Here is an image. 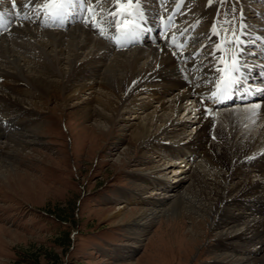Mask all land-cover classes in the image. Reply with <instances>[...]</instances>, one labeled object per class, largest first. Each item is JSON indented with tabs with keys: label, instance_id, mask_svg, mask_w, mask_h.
<instances>
[{
	"label": "bare ground",
	"instance_id": "obj_1",
	"mask_svg": "<svg viewBox=\"0 0 264 264\" xmlns=\"http://www.w3.org/2000/svg\"><path fill=\"white\" fill-rule=\"evenodd\" d=\"M237 1L238 24L223 37L217 1L140 0L145 31L133 38L109 15L130 11L124 0H86L56 22L43 11L45 0H0V89L8 90L0 91V104L11 108L0 106V118L21 116L32 129L3 141L0 124V147L19 152L39 143L41 122L23 115L38 105L34 95L61 88L67 101L84 104L98 130L116 118L148 153L145 167L133 168L144 170L136 173L142 193L121 195L125 204L143 205L132 221L188 209L219 215L222 198L233 197L234 212L223 211L216 232L232 257L216 264H264V100L238 105L264 99V0ZM234 55L239 83L225 95L217 84ZM127 149L119 154L127 158ZM1 161L0 175L11 176V162ZM169 168L171 178L158 173Z\"/></svg>",
	"mask_w": 264,
	"mask_h": 264
},
{
	"label": "rangeland",
	"instance_id": "obj_2",
	"mask_svg": "<svg viewBox=\"0 0 264 264\" xmlns=\"http://www.w3.org/2000/svg\"><path fill=\"white\" fill-rule=\"evenodd\" d=\"M213 1L218 2L215 20L224 37L238 24L242 5L237 0ZM33 101L38 105L23 116L41 122L39 143L19 152L0 147V159L12 164L11 176L0 175V264H216L231 259L216 232L223 211L234 212L233 197L222 198L216 207L219 215L188 209L181 217L150 220L148 215L132 221L143 205L125 204L121 195L142 193L136 173L144 170L133 168L145 167L143 144L130 139V130L123 135L116 118L109 130H98L84 104L67 101L61 88L34 95ZM20 117L12 122L0 118L6 130L1 140L13 133L31 134V124ZM127 146L126 158L119 153ZM156 160L152 157L150 164ZM171 169L157 172L171 178ZM232 181L227 189L235 185L236 179ZM123 204L126 208L118 209Z\"/></svg>",
	"mask_w": 264,
	"mask_h": 264
},
{
	"label": "snow or ice",
	"instance_id": "obj_3",
	"mask_svg": "<svg viewBox=\"0 0 264 264\" xmlns=\"http://www.w3.org/2000/svg\"><path fill=\"white\" fill-rule=\"evenodd\" d=\"M31 2V0H30ZM99 3V0H96ZM211 2V0H210ZM86 3V0H45L42 8L47 16L51 18L53 22L62 21L66 15H68L74 8L77 6L83 7ZM123 9L130 11L126 12H110L111 23L114 24L118 29L120 28V24L123 20L125 24L124 31L126 34H130L135 38L139 35L141 31H145V29H141V23L144 21L143 13L140 11V0H127V3H123L120 5ZM13 7H16V4L13 3ZM90 12H95V9H88ZM130 18V19H129ZM100 34L104 35L103 28L100 29ZM234 35V34H233ZM232 40H226L225 43H232ZM236 43H239V38H236ZM219 48V46H218ZM239 72L238 60L233 56V60L231 66L227 68L225 72L224 78L217 84L218 92H223V94H227L229 89L235 84L239 83L238 78L234 75ZM217 93L214 92L212 97H216Z\"/></svg>",
	"mask_w": 264,
	"mask_h": 264
}]
</instances>
